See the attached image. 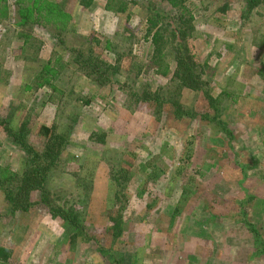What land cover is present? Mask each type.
<instances>
[{
    "label": "rangeland",
    "instance_id": "1",
    "mask_svg": "<svg viewBox=\"0 0 264 264\" xmlns=\"http://www.w3.org/2000/svg\"><path fill=\"white\" fill-rule=\"evenodd\" d=\"M107 1L0 0V264H264V0L185 4L180 117L144 3ZM77 51L119 62L112 82ZM27 158L52 171L12 213Z\"/></svg>",
    "mask_w": 264,
    "mask_h": 264
},
{
    "label": "trees",
    "instance_id": "2",
    "mask_svg": "<svg viewBox=\"0 0 264 264\" xmlns=\"http://www.w3.org/2000/svg\"><path fill=\"white\" fill-rule=\"evenodd\" d=\"M85 5H89L92 0H83ZM115 0H108L106 6L110 8V4L114 3ZM163 3L162 6L157 5L155 0H120L118 7H115V11H122L126 4L132 3H144L147 9V15L145 18L146 23V33H151V43L154 46V54L151 58L152 63L156 64L157 67L155 73H160L161 76H167L172 74V78L168 81L166 86L159 87V89L164 90L169 87H174L176 92L168 96V100L172 103L174 107V112L176 117L185 114L184 109L177 104L176 95L179 94L182 87L186 86L189 88L199 87L201 84L198 74L193 73V68L195 67V58L193 53L190 51V47L187 43V37L189 35V27L185 28L184 22L182 21V15H179L182 11L186 9V3L189 0H159ZM163 7V8H162ZM170 11L177 13V15L169 14ZM178 11V12H177ZM174 20V23L170 25V19ZM167 23H166V21ZM161 55H166V57H171L170 60L175 62V65L171 61H159ZM90 55H85L81 51L76 52L74 60L80 64V67L85 71L88 70L89 74L94 81L99 85H106L112 82L113 75L117 70H119V62L110 63L108 61H99L98 63L92 60ZM169 60V59H168ZM157 89L149 91L144 97L138 100L150 99L151 95H156ZM161 97L155 96L153 100L159 102ZM156 113V109L154 111ZM188 115L189 111H187ZM45 131H49L45 129ZM13 140H22L21 146L24 147L27 152L29 150L26 148L23 140L24 135L12 131ZM57 154L54 155V158ZM29 160L25 159V163ZM24 163V165H25ZM28 167H24L23 171L12 172V184L9 187H4V194L9 202H12V213L16 210H26L29 206L27 197L29 196L33 188L38 187V184H42L44 176L50 171L52 167H46L44 164L29 161L27 163ZM37 177L38 179L34 178ZM2 179V177H0ZM38 182V183H37ZM4 183L0 182V186ZM42 188V187H40ZM20 198V201L18 200ZM23 198V199H22ZM25 198V203H21ZM66 219H71V223L78 224V219L76 217H69L64 214ZM10 256V251L5 247L0 246V262H5Z\"/></svg>",
    "mask_w": 264,
    "mask_h": 264
}]
</instances>
